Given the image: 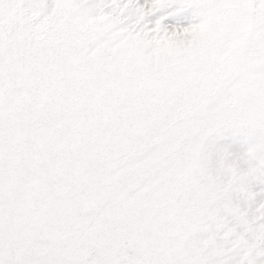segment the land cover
I'll list each match as a JSON object with an SVG mask.
<instances>
[{"label": "snow or ice", "instance_id": "6c2138e0", "mask_svg": "<svg viewBox=\"0 0 264 264\" xmlns=\"http://www.w3.org/2000/svg\"><path fill=\"white\" fill-rule=\"evenodd\" d=\"M0 264H264V0H0Z\"/></svg>", "mask_w": 264, "mask_h": 264}]
</instances>
